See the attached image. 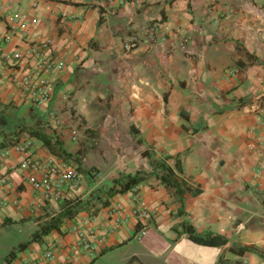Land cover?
<instances>
[{
    "label": "crops",
    "instance_id": "1",
    "mask_svg": "<svg viewBox=\"0 0 264 264\" xmlns=\"http://www.w3.org/2000/svg\"><path fill=\"white\" fill-rule=\"evenodd\" d=\"M154 25L163 41L148 40ZM263 34L264 0H0V264H264L255 253L232 251L264 253ZM34 48L61 66L49 109L63 128L80 129L81 120L86 131L99 129L100 184L167 158L190 185L183 216L153 176L96 213L98 205L63 219L59 232L8 260L63 203L45 201L18 169L28 155L60 159L28 136L43 128L38 122L48 107L32 106L9 82L33 63ZM13 53L22 64L7 60ZM57 133L65 151L80 158V139ZM23 141L30 144L25 152L13 148ZM97 185L83 183L66 201ZM135 197L149 212L142 224ZM183 222L215 245L190 241ZM14 232L23 241L15 242ZM47 250L51 261L42 260Z\"/></svg>",
    "mask_w": 264,
    "mask_h": 264
},
{
    "label": "built area",
    "instance_id": "2",
    "mask_svg": "<svg viewBox=\"0 0 264 264\" xmlns=\"http://www.w3.org/2000/svg\"><path fill=\"white\" fill-rule=\"evenodd\" d=\"M147 38L151 43L163 41L164 33L161 26L154 25L150 27ZM134 47V41L128 42L124 46L126 50H131ZM39 49L45 50L47 49V45L43 44ZM39 49L36 51V48H34L29 52L33 57V63L24 66V70L19 73H12L9 76V82L32 106L37 109L48 107L44 110L43 117L45 119L44 122L51 131H54L57 135V132L60 135L66 133L69 140L75 142L78 139L77 130L74 128L64 129L56 112L49 109L53 95V82L57 74L61 72V66L53 58L42 57ZM6 57L14 65L23 63V57L20 53H13ZM29 145L28 142L23 141L14 144L13 148L18 152H25ZM5 157L6 151L0 150V171ZM18 169L29 173L28 181L36 191L41 192L43 199L47 202L59 203L68 200L69 192L77 190L83 183L82 175L61 159L39 160L28 155L20 162ZM5 182V175L0 176V184H4ZM134 203L133 213L142 224L150 218L149 212L144 208L138 197L134 198ZM143 233L144 229H141L140 234L143 235ZM79 242L85 248L89 247L86 241L81 242L80 240ZM53 256V252L47 250L41 257L43 261H51ZM17 264H26V262L20 260Z\"/></svg>",
    "mask_w": 264,
    "mask_h": 264
},
{
    "label": "trees",
    "instance_id": "3",
    "mask_svg": "<svg viewBox=\"0 0 264 264\" xmlns=\"http://www.w3.org/2000/svg\"><path fill=\"white\" fill-rule=\"evenodd\" d=\"M44 123V129H30L28 131V136L35 138L42 144V148L46 153L60 158L63 161H68L71 155L68 154L62 144V141L58 138L54 131H51L48 125ZM48 130V132L46 131ZM17 133V130L12 132ZM167 158L160 160L149 161L150 171H139L134 175L119 174V176L110 182V186L106 189H99L95 194H90L91 196L87 200H82L77 198L75 200L64 201L61 205V211L53 216L45 215V220L38 226V229L34 231L28 241L20 243L16 248L11 250L8 254V260L13 258L18 252L25 250L31 243H42L43 239L47 237L52 231H60V225L63 219H72L78 213L89 211V203L91 200L98 205L97 208L93 210L96 213L100 208H105L109 205V199L116 195H123L130 192L132 189L136 188L141 183L145 182L151 177H156L160 183L170 190L172 196L176 202L180 205L179 211L176 213L178 217L184 215L183 206L187 193H189L190 185L185 182L182 178H179L175 172L167 165ZM177 172L181 174V170L178 167ZM262 205L264 207V196L262 198ZM41 218V217H40ZM10 223V222H6ZM139 229V228H138ZM137 229V231H138ZM182 231L187 235L188 239L196 244L213 246L215 245L213 238L208 240H202L198 238L193 230V228L186 222L182 223ZM225 241H223L224 243ZM231 250V248H230ZM235 253L244 254L246 252H252L257 254L262 260H264V253L259 252L252 248H239L233 249Z\"/></svg>",
    "mask_w": 264,
    "mask_h": 264
},
{
    "label": "rangeland",
    "instance_id": "4",
    "mask_svg": "<svg viewBox=\"0 0 264 264\" xmlns=\"http://www.w3.org/2000/svg\"><path fill=\"white\" fill-rule=\"evenodd\" d=\"M38 123H40L41 125L43 124L42 126L43 128L41 129H44V123H42L41 121H39ZM77 132L79 136L78 141L80 139V158L71 156L69 162L67 163L70 165L71 163H74L72 164V167L75 168V170L78 173H80V175H82L83 183L86 186L85 188L87 187L90 188V186H92L95 182H99V185H97V187H94L96 189L92 190L91 193H89L84 198H82V200H87L91 196L90 194H95L97 190L99 191V189L101 190L108 188L110 186V182H104L100 184V182H102L103 179L102 176L100 175L103 165L101 164L99 159L100 154H97L96 152V150L100 148L99 129L92 132L86 131V129H84L83 126V121L80 120V129L78 127ZM106 136H109V134L108 135L105 134V137ZM75 164H80V165L75 166ZM89 206L94 207L96 206V204L91 200ZM14 234L16 235L14 238L15 242L23 241L21 240V234L18 235L17 232H14Z\"/></svg>",
    "mask_w": 264,
    "mask_h": 264
}]
</instances>
